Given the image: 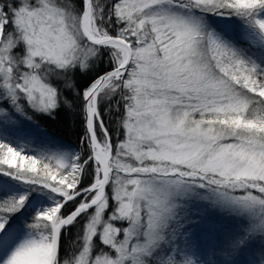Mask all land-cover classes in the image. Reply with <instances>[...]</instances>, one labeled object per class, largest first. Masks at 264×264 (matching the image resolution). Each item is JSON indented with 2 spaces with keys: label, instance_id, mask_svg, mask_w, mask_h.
<instances>
[{
  "label": "snow or ice",
  "instance_id": "6c2138e0",
  "mask_svg": "<svg viewBox=\"0 0 264 264\" xmlns=\"http://www.w3.org/2000/svg\"><path fill=\"white\" fill-rule=\"evenodd\" d=\"M51 77L83 152L28 115L72 108ZM0 264H264V0H0Z\"/></svg>",
  "mask_w": 264,
  "mask_h": 264
},
{
  "label": "trees",
  "instance_id": "16d2710c",
  "mask_svg": "<svg viewBox=\"0 0 264 264\" xmlns=\"http://www.w3.org/2000/svg\"><path fill=\"white\" fill-rule=\"evenodd\" d=\"M108 3H111V0H107ZM245 46V45H244ZM245 47H248L246 45ZM253 52L254 49H251ZM257 53V52H256ZM258 54V53H257ZM256 54V55H257ZM93 72L88 74H82L77 71L75 74L69 73L65 79H74L76 82V86L79 89L81 85H83L86 81L90 80L92 75L95 73H103L105 70L109 68V58L106 54H104L103 50H101V58L99 60H95L92 62ZM55 86L61 91L62 98L68 99L72 102V108L61 105L60 108L56 109L52 116H47L43 114H33L30 110L28 115L33 117L36 125H39L40 129L46 130L54 137L61 139L63 142L73 146L76 151L83 152V147L80 145V137L83 132L82 124H81V108H80V100L78 97H74L73 93L64 87V80L57 79L56 77H51ZM116 99L118 97H113L111 100H105L101 105L102 109H105L107 105H111V111L104 112V119L106 126L109 128L110 135L113 139V144L115 145L117 137L123 138L121 133L123 129L120 127L119 120L120 115L123 109L120 111H116ZM34 126V125H33ZM88 178H84V182L87 183ZM218 218V219H217ZM215 219L218 220V223H222L224 225L223 219L215 216ZM30 222V221H29ZM81 234L80 228H69L68 232L62 236L61 244H62V254L64 250L69 248V241L77 240V235ZM80 243L77 242L72 245L71 251L73 253L78 252Z\"/></svg>",
  "mask_w": 264,
  "mask_h": 264
},
{
  "label": "rangeland",
  "instance_id": "374dc122",
  "mask_svg": "<svg viewBox=\"0 0 264 264\" xmlns=\"http://www.w3.org/2000/svg\"><path fill=\"white\" fill-rule=\"evenodd\" d=\"M233 27H239L238 25H232ZM246 46V45H245ZM252 49H254V51H253V53H255V54H257V56L259 55V51H258V49H256V47H252ZM257 52V53H256ZM44 132H46V133H48L50 136H52V137H54L52 134H50L49 132H47L46 130H44ZM29 133H31L32 134V136L33 137H35V139H34V141H33V143H31V144H29L28 145V147H30V148H40V145H41V140H42V134L39 132V130L35 127V126H33V124L32 123H30V122H24L23 123V131H15V130H13L11 133H10V138L11 139H17L18 137H20V136H23L24 138H25V140H27V139H29L30 137H29ZM57 140H59V141H62L61 139H59V138H57V137H55ZM21 142H23V141H21ZM65 143V142H64ZM67 144V143H66ZM69 145V144H68ZM71 148L73 149V150H75L76 151V149L73 147V146H71ZM113 205V201L110 199V206H112ZM217 217H220V218H222L223 220L222 221H224L223 223H224V225H226V227H229V226H232V225H234L235 223H237V221H235V220H233V219H230V218H228V217H225V216H223V215H221V214H217ZM108 218V212L106 211V213H105V219H107ZM218 219V218H217ZM217 222H218V220H217ZM219 224H221V225H223L222 223H220L219 222ZM117 226H120L119 224L117 225ZM123 237L122 236H120V237H118V239H122ZM104 251H107V249H104Z\"/></svg>",
  "mask_w": 264,
  "mask_h": 264
}]
</instances>
